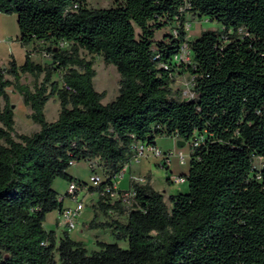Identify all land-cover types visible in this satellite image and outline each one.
<instances>
[{
	"label": "trees",
	"instance_id": "obj_1",
	"mask_svg": "<svg viewBox=\"0 0 264 264\" xmlns=\"http://www.w3.org/2000/svg\"><path fill=\"white\" fill-rule=\"evenodd\" d=\"M87 1L0 0V14L17 16L20 44L47 45L51 59L42 65L27 53L23 65L0 64V264H58L56 254L60 264H264V163L256 166L264 159V0H111L104 9ZM189 16L223 30L189 41ZM166 28L173 32L156 40ZM185 46L194 87L181 100L172 85ZM82 52L115 66V101L102 104L106 94L95 89L94 64ZM61 70L60 90L52 75ZM25 74L33 88L21 83ZM11 87L38 132L15 133ZM55 96L61 111L48 122L45 107ZM163 137L191 150L188 191L171 196V207L149 181H131L136 195L127 203H108L105 184L89 185L96 211L127 222L96 216L86 226L110 229L117 242L97 241L90 252L68 233L58 241L46 231L47 215L63 210L54 182L79 181L72 165L96 163L111 180L135 144L157 146Z\"/></svg>",
	"mask_w": 264,
	"mask_h": 264
},
{
	"label": "rangeland",
	"instance_id": "obj_2",
	"mask_svg": "<svg viewBox=\"0 0 264 264\" xmlns=\"http://www.w3.org/2000/svg\"><path fill=\"white\" fill-rule=\"evenodd\" d=\"M87 5L90 8L95 9H104L110 8L114 5L113 1L111 0H88ZM207 30L213 31H222L223 28L217 22L209 20L207 18H197V17H188V25L186 26L187 37L189 41H193L198 38L202 32ZM173 31L170 28H166L157 32L156 40H162L167 34H171ZM19 26H18V19L16 15H5L0 14V64L4 67H9V61L14 59L18 65H23L26 60V51L25 48L20 44L17 40L19 37ZM6 47H9L8 49ZM31 52L34 54V62L40 63L42 65H46L51 63V59L46 55L47 45L42 43H37L35 46H31ZM64 49L69 48L68 44H64L62 46ZM82 56L86 59V61H91L94 64V69L96 71V77L94 79L95 89L100 93H105L106 96L102 101L103 105H107L118 97L119 95V88H120V81L121 77L117 72L115 66L105 64L103 58L99 55H90L87 52H82ZM193 63V55L188 47L184 49L181 57L175 59V82L172 85V89L175 93V96L180 98L181 100L189 99L193 94V77L188 72V67ZM67 71L61 70L52 75V83L56 82L59 84L60 90L66 88L64 83V77ZM8 79H12L8 76ZM44 80V75H42L38 79V83H42ZM21 83L24 85H28L33 88L35 83V78H33L29 74L22 75ZM50 91V86H49ZM8 94L10 96L11 105L15 112V133L17 134H25L31 135L35 132L40 130V126L35 124L31 118V109L24 105L22 97L20 94L11 87L8 89ZM1 105H4V102L1 101ZM61 111L60 102L57 96L50 99L45 107V116L48 122H54L58 119L59 114ZM162 145L166 147H171V141L168 139L161 140ZM187 148H177L175 153L178 155L180 152L184 154V151ZM186 155V154H184ZM187 156V155H186ZM179 160V158L174 157ZM173 158V159H174ZM187 165L188 166V157H187ZM264 163V159L260 158L256 160V166L260 168ZM185 166V167H186ZM153 171V180L155 186L158 190H162L165 187L169 186L168 177L171 175L170 169H166L162 167V165L154 166ZM73 171L79 175L84 182L89 183L90 178V170L88 167L87 162H80L77 163L75 167H73ZM84 202L88 211L90 212L91 207L97 205L98 198L95 196L94 198L90 196L84 197ZM166 202L169 207H171V203L169 198H166ZM99 218L105 222L111 221L114 218H117L115 215L111 213L108 215H103L99 212ZM120 221H125L124 218L120 217ZM85 223V222H84ZM83 223V224H84ZM88 224V222H87ZM85 231L84 240L87 243V248L90 252L97 250V246L95 243L94 232L93 230H88L85 226L78 224L77 229L73 231V233L78 231ZM103 231L101 233L102 240L112 244L116 243L117 241L113 237L112 233L108 229H100ZM80 233V232H79ZM119 245L123 248H128V244L126 242H118ZM56 258L58 264L59 255L56 254Z\"/></svg>",
	"mask_w": 264,
	"mask_h": 264
},
{
	"label": "crops",
	"instance_id": "obj_3",
	"mask_svg": "<svg viewBox=\"0 0 264 264\" xmlns=\"http://www.w3.org/2000/svg\"><path fill=\"white\" fill-rule=\"evenodd\" d=\"M17 39H18V37H17ZM6 48L8 49L9 47H6ZM24 48H25L26 53H30V57L34 61V54H32V52H31L32 51L31 50V48H32L31 45L30 46H25ZM163 139L170 140L172 142L171 143L172 144L171 147H166V146L162 145L161 140H163ZM157 147L159 149H161L162 151H164V152H166V151H176V149L179 148L178 147V140L174 139V138H170V137L159 138L157 140ZM182 148H187V149H185L186 151H184V154H186L188 156V166H186V165H185L186 167L185 166H181L178 159H176V158L172 159L171 165L169 167V169L171 171V175L167 179L168 183H169L168 187H165L162 190H158L156 188L154 180H153V174L152 173L154 171V169H153L154 166L155 165L160 166L161 165V161L158 160V159H151V160H143L141 162L130 161L127 164V173L125 174V177L119 183L120 190L126 191V190L131 189V187H130L131 186V181H135V182H137L139 184H145V183H147L149 181L150 185L153 187L154 190H156V191H158V192H160V193H162L164 195L165 200H166V198H170L171 196L177 195L179 193H186L188 191L187 180H186V182L181 183V184H177V183H175L173 181V179L175 177H186L189 174V170H190V153H191L189 143H186L185 146L182 147ZM75 166H76V164L72 165V167L70 169V174L73 177H75L76 179H78L79 181H83L82 178L73 171V167H75ZM140 178L144 179V183H142V182L137 180V179H140ZM53 187L59 193L60 197H62V196L64 197L62 199L63 208H72V207L75 206L74 200L71 198V196L67 195V190H68V182L67 181L62 180V179H58V180H56L54 182ZM86 196H90L92 198H94L96 196L98 198V196L95 193H92V192H89V191L86 192V193L84 192V193H82L80 195V197L82 199H84V197H86ZM89 208H87V206H86V209H85L84 213L78 219L77 226H78V224H80V225H82V227L85 226L87 228L86 225H88L96 216L98 217L99 221L105 222V221H103V220H101L99 218V211H96L94 209V206L91 207V209H90L91 211L90 212L88 211ZM112 214L117 217V218H114V220H119V218L122 217V218L125 219V221H121V222H123V223L127 222V216H125V215L120 216V215H118L117 213H114V212L111 213V216H112ZM87 222H88V224H87ZM44 227H45L46 231H54V232H56L58 241H59V239H61V237L65 233H68L73 240L81 241V242L85 243L86 246H87V243L84 240V237H85L84 232L85 231L82 232V230H81V231H78V232H75V233H73V231L72 232H68L66 230V227H65V224H64V220L60 219V212L58 210H56V211H54V212H52V213L47 215ZM108 230H110V229H108ZM93 232H94L95 243L97 241L106 242L105 240H102L101 233L103 231H101L100 229H95V230H93Z\"/></svg>",
	"mask_w": 264,
	"mask_h": 264
},
{
	"label": "built area",
	"instance_id": "obj_4",
	"mask_svg": "<svg viewBox=\"0 0 264 264\" xmlns=\"http://www.w3.org/2000/svg\"><path fill=\"white\" fill-rule=\"evenodd\" d=\"M187 25L188 23L186 24V26ZM185 48L186 46L182 48L181 54L176 59L181 57ZM132 153L133 156L131 161L141 162L143 160L158 159L161 161L162 167H165L166 169H169L174 157L179 158V163L181 166L187 165L186 159L188 156L184 155L183 153L180 152L177 155L175 151L164 152L157 146H152L149 143L139 142L135 144L132 148ZM88 167L91 173L89 183L83 181H74L68 184L67 195L71 196V198L74 200L75 206L72 208H63V210L60 212V219L64 220V224L68 232H72L77 228L78 219L86 209V203L80 197V195L84 192H88L89 185L98 187L102 184H105V187L100 195L106 197V201L111 204L118 200L122 201L123 203H127L136 195L134 190L132 189L122 191L119 188L120 181L125 177V174L127 173V165L120 174H118L111 180H108V178L103 174L101 168L96 163H88ZM137 180L144 183V179L142 178ZM186 180V177H175L173 179V181L177 184L184 183L186 182ZM63 198L64 197L62 196L61 199Z\"/></svg>",
	"mask_w": 264,
	"mask_h": 264
},
{
	"label": "water",
	"instance_id": "obj_5",
	"mask_svg": "<svg viewBox=\"0 0 264 264\" xmlns=\"http://www.w3.org/2000/svg\"><path fill=\"white\" fill-rule=\"evenodd\" d=\"M185 144H186V142H185V141H183V140H179V141H178V147H179V148H182V147H184V146H185Z\"/></svg>",
	"mask_w": 264,
	"mask_h": 264
}]
</instances>
